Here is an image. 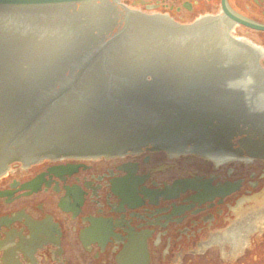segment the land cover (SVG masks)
<instances>
[{"label": "water", "instance_id": "95a60500", "mask_svg": "<svg viewBox=\"0 0 264 264\" xmlns=\"http://www.w3.org/2000/svg\"><path fill=\"white\" fill-rule=\"evenodd\" d=\"M77 1L84 0H0V176L22 162L118 155L147 143L214 161L237 158L170 139L191 137L182 128L200 118L219 122L237 148L264 157L261 53L229 42L231 24L224 29L204 17L181 27L129 2L128 9L152 16L123 15L111 5L58 7ZM85 10L89 18H78ZM232 34L242 37L237 27Z\"/></svg>", "mask_w": 264, "mask_h": 264}, {"label": "flooded vegetation", "instance_id": "af4514ba", "mask_svg": "<svg viewBox=\"0 0 264 264\" xmlns=\"http://www.w3.org/2000/svg\"><path fill=\"white\" fill-rule=\"evenodd\" d=\"M124 2L162 10L174 24L208 17L212 25L240 20L264 27V0H84L64 6L79 12L111 5L123 15L150 16ZM118 22L125 24V17ZM242 28L237 39L224 34L260 52L256 66L264 73V30ZM193 128L187 139H170L238 157L217 164L197 152L170 156L165 147L147 143L135 151L127 147V157L125 149L104 155L123 159L81 160L80 154L7 167L0 176V264H264V157L237 148L233 132L217 121L200 118Z\"/></svg>", "mask_w": 264, "mask_h": 264}, {"label": "rangeland", "instance_id": "374dc122", "mask_svg": "<svg viewBox=\"0 0 264 264\" xmlns=\"http://www.w3.org/2000/svg\"><path fill=\"white\" fill-rule=\"evenodd\" d=\"M131 5V4H130ZM137 8V7H136ZM139 9V8H137ZM141 11H144V12H147V13H151V14H162V15H166L164 11L162 10H158V11H145L143 9H139ZM195 19H190L189 22L187 23H191V22H194ZM237 33L239 35H242L244 33V29L242 27H238L237 26ZM129 154L125 155L126 157L129 156ZM78 159H81V160H103V159H109V160H117V159H123V158H119V157H106V156H98L97 158L93 159L92 157H77ZM71 159H75V158H59L57 160H51V161H56V162H59V161H64V160H71ZM187 159H194V157H190V156H187ZM51 161H48L46 163H49ZM263 263V262H261Z\"/></svg>", "mask_w": 264, "mask_h": 264}, {"label": "bare ground", "instance_id": "6f19581e", "mask_svg": "<svg viewBox=\"0 0 264 264\" xmlns=\"http://www.w3.org/2000/svg\"><path fill=\"white\" fill-rule=\"evenodd\" d=\"M158 16H162V17H166V18H168L167 16H164V15H158ZM202 18H204V17H202ZM202 18H200V19H202ZM169 155L170 156H176V155H178V154H172V153H169ZM106 156H113V155H106ZM213 162H215V163H220V162H227V161H214V160H212Z\"/></svg>", "mask_w": 264, "mask_h": 264}]
</instances>
